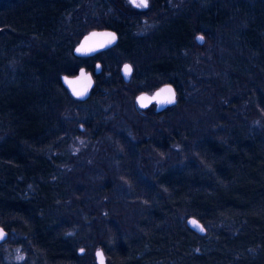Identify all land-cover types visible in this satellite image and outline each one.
Masks as SVG:
<instances>
[{
    "label": "trees",
    "instance_id": "trees-1",
    "mask_svg": "<svg viewBox=\"0 0 264 264\" xmlns=\"http://www.w3.org/2000/svg\"><path fill=\"white\" fill-rule=\"evenodd\" d=\"M168 1L154 0V8ZM145 14L127 0H0V226L8 233L0 264H94L97 246L108 264H264V0H190L139 34ZM96 27L115 29L117 44L74 54ZM213 52L215 76L211 62L192 58ZM123 58L142 59L129 82L118 72ZM97 60L102 70L90 97L73 99L60 75L94 70ZM165 82L176 87L177 104L144 114L133 106L134 93ZM185 89L198 100L209 93V111L196 122L208 121L205 133L181 122L164 130L178 119ZM114 99L131 103L135 121L163 126L148 139L132 128L126 153L182 147L153 175L130 172L128 231L115 221L124 204L112 199L108 181L69 191L65 172L78 144L73 135L118 141ZM190 216L205 233L188 225Z\"/></svg>",
    "mask_w": 264,
    "mask_h": 264
},
{
    "label": "rangeland",
    "instance_id": "rangeland-1",
    "mask_svg": "<svg viewBox=\"0 0 264 264\" xmlns=\"http://www.w3.org/2000/svg\"><path fill=\"white\" fill-rule=\"evenodd\" d=\"M188 1L190 0H175V1L169 0L166 3L167 5L165 7L162 6V7L154 8L155 6L154 0H150L149 6L146 7L145 9L137 8L139 10H142L144 13H146L145 15H142L143 19L142 22L140 23L138 33L145 34L149 32L152 29V25L154 23L162 22L163 18L168 16V12L174 13L176 10H178ZM127 2L131 4L128 0ZM196 43L201 44L197 40ZM134 56H138V54L135 53ZM192 58L193 61L198 63V65L201 64L209 65L208 63H210L215 58V53L213 52L209 54L206 57V60L204 61H201L200 57L198 58V56H194ZM141 60L139 58L138 60L133 59L132 61L130 59L123 58L122 62L119 65V70H118L119 74L123 77V74L121 72V67L124 62H130L135 68L136 66L139 65L138 62L140 63ZM214 63L216 65L217 63L216 60L213 61V64L211 62L212 65L211 68H209V70H212L214 72V73L211 72L213 74L212 76L217 75V73L219 72V70H217L218 67L217 66L215 67ZM128 93L129 91L126 92V95H128L130 98L132 94L131 93L128 94ZM183 93L185 100L181 108V112L177 117L178 119L175 122L166 123V125L164 126V130L169 131L174 127V125H177L179 122H181L186 126L189 125L193 129V132L196 134L197 132L205 133L206 131L209 130V128H211V126L209 127L208 125V121L206 120V122H203V125L200 128L196 125V122L200 120V118L203 119V117L207 115L205 114L206 113L205 111L207 110L209 111V107L211 106V103L205 102L207 99L206 96H208L209 93L204 94V92H201L199 100L197 96L195 98L194 95L191 94V92L187 91V89H185ZM137 94L138 92L134 93L132 99H133V106H135V108L139 112H142L144 114V111H147L148 109L154 110L155 107L154 105H152L151 107L145 110H141L135 103V96ZM129 98H127L128 102H129ZM115 101H117L116 104L114 103L113 105L109 102V105L113 110V120L111 122V129L114 132V134L118 135L117 138L118 141L117 140L115 141L116 137L114 136L113 139L110 141L111 143H113V141L115 142L112 144V146H109L104 144V142H102L104 140L97 138L95 139V137L91 135V133L90 135H86L85 137H81L78 134L76 136L73 135V139H72L73 143L77 142L78 144H76V146L74 147L75 149L74 157H73L74 160L71 162V165L70 164L68 165V168L65 172H66V176L70 179L67 188L69 191L73 187H75V190L85 189V192L95 191L99 185L103 184V182L105 183L106 181H108L110 183L109 184L110 187L112 188V190H114L112 199L115 202H118L117 204H121V203L124 204L123 209L118 211L115 210L116 211L114 213L115 221L117 225L121 227V229L128 231V229H130L131 227L134 228V225L132 226L130 222V219H132V212L127 210V205L125 204V200L127 199L126 197L130 195L129 179H128L131 178V176H129L130 172H134L135 174H137L138 178H140L141 176L146 177L145 175H147V173L153 175L154 171L157 170L158 167L162 165V163L163 165L167 163H171L170 160H172V158L169 157L170 155L173 156L172 161L178 159L179 156L178 152L182 147L176 143L174 145H171L167 149L164 148L166 150L163 149V146H161L160 150H158L155 148H148L147 146L138 145L134 148L133 151L126 153V148H127L126 146L128 145L129 146L128 148L131 149V142H134L135 140L134 138H132L131 135L132 128H134L133 131L137 129L140 136H144V138L148 139L149 137H153L154 134H156V136H160L159 131L160 129H163V126L160 125L161 128L158 127L157 129L155 124H151L149 122L148 124L144 120L135 121L136 119H134L133 115L131 114L134 111V107L131 105V103L129 104L123 102L124 103L123 106L120 103L122 100L120 101L115 99L112 100V102ZM129 108H131L133 111ZM81 125L83 126V128H81ZM79 127L81 130L85 129V125L82 123L79 125ZM121 144H123L124 146L122 147ZM170 151L172 154H170ZM191 154L192 153H190V155ZM119 156L121 158H119ZM145 171L147 172L146 174ZM76 192L79 193V191ZM78 193L73 194L75 200H80V199L82 201L88 200L89 196H87L86 194H78ZM94 250H93V254H94ZM94 264H96L95 261Z\"/></svg>",
    "mask_w": 264,
    "mask_h": 264
},
{
    "label": "water",
    "instance_id": "water-1",
    "mask_svg": "<svg viewBox=\"0 0 264 264\" xmlns=\"http://www.w3.org/2000/svg\"><path fill=\"white\" fill-rule=\"evenodd\" d=\"M128 1L132 4L133 7H136L139 9L146 8V7H137L136 4L133 3V0H128ZM137 3H138V0H137ZM149 4H150V0H148V6ZM201 36L203 37V40L198 39V37H201ZM195 38L201 44L205 40L204 35L201 33H198L195 36ZM118 39H119L118 33L113 28H109V27L91 28L81 36L78 43L75 45L73 52L74 54L78 56H93L103 50H106L108 48L115 46L118 42ZM81 47H83V51L78 52L77 49H80ZM125 65L131 66V72L129 74H125L124 72ZM101 69H102V63L100 60H97L95 62L94 70L88 69L85 66H80L75 73H71V74L62 73L60 75V79H61L62 84L67 89V91L69 92L70 96L73 99L84 101L90 97L93 87L95 85V80H96L95 75L100 73ZM133 71H134V68L130 62L123 63L121 67V72L123 74L125 81L131 80ZM169 88L174 93V102H171V103L168 102L169 93L167 91L161 92L162 89H169ZM76 92H80L82 94L76 95ZM157 93H160L158 97L156 96ZM140 97H145V99L143 100V106H142L141 101L139 100ZM153 97H156V98L153 99ZM178 98H179L178 91L176 87L171 82H165L155 87L151 91L143 90V91L138 92V94L135 96V103L141 110H145L151 107L152 105H154L155 111H162L167 107L177 104ZM81 128H83L82 125H81ZM193 220L197 221L198 225L202 226L203 230H201V227L193 225V223H191V221ZM187 223L192 229H194L197 232H200V233L206 232V228L203 225V223L194 216H190L187 219ZM0 233H2V235H0V242H2L7 238L8 233L3 228V226H0ZM81 249L83 248H80V252H83L84 249L83 251H81ZM97 253H102L103 264H108L107 254L105 253L103 247L97 246L94 250L95 262L96 264H101V259L100 257H98Z\"/></svg>",
    "mask_w": 264,
    "mask_h": 264
},
{
    "label": "snow or ice",
    "instance_id": "snow-or-ice-1",
    "mask_svg": "<svg viewBox=\"0 0 264 264\" xmlns=\"http://www.w3.org/2000/svg\"><path fill=\"white\" fill-rule=\"evenodd\" d=\"M133 3L136 4L137 7H147L148 6V0H138V3H137V0H133ZM114 38V36H113ZM198 39L200 40H203V37H198ZM78 52L80 51H83V47H81L80 49H77ZM124 72L125 74H129L131 72V66L130 65H125L124 66ZM67 79V78H66ZM164 91H167L169 93V97H168V102L171 103V102H174V93L172 92V90L169 88V89H162L161 92H164ZM82 93L80 92H76V95H81ZM160 95V93H157L156 96L158 97ZM156 97H153V99H155ZM145 99V97H140L139 100L141 101L142 103V106H143V100ZM191 223H193V225L195 226H199L198 225V222L193 220L191 221ZM201 227V230H203L202 226H199ZM0 235H2V233H0ZM81 251H83V249H81ZM98 257H100L101 259V264H103V255L102 253H97Z\"/></svg>",
    "mask_w": 264,
    "mask_h": 264
},
{
    "label": "flooded vegetation",
    "instance_id": "flooded-vegetation-1",
    "mask_svg": "<svg viewBox=\"0 0 264 264\" xmlns=\"http://www.w3.org/2000/svg\"><path fill=\"white\" fill-rule=\"evenodd\" d=\"M134 68V67H133ZM134 72V71H133ZM132 78V77H131ZM146 91H151V90H146Z\"/></svg>",
    "mask_w": 264,
    "mask_h": 264
},
{
    "label": "bare ground",
    "instance_id": "bare-ground-1",
    "mask_svg": "<svg viewBox=\"0 0 264 264\" xmlns=\"http://www.w3.org/2000/svg\"><path fill=\"white\" fill-rule=\"evenodd\" d=\"M129 82V81H128Z\"/></svg>",
    "mask_w": 264,
    "mask_h": 264
}]
</instances>
